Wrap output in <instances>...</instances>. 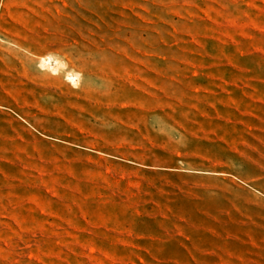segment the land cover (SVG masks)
Segmentation results:
<instances>
[{"label": "rangeland", "instance_id": "obj_1", "mask_svg": "<svg viewBox=\"0 0 264 264\" xmlns=\"http://www.w3.org/2000/svg\"><path fill=\"white\" fill-rule=\"evenodd\" d=\"M0 264H264V0H0Z\"/></svg>", "mask_w": 264, "mask_h": 264}]
</instances>
